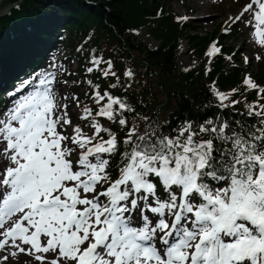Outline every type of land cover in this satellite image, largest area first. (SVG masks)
Here are the masks:
<instances>
[{
    "label": "snow or ice",
    "instance_id": "6c2138e0",
    "mask_svg": "<svg viewBox=\"0 0 264 264\" xmlns=\"http://www.w3.org/2000/svg\"><path fill=\"white\" fill-rule=\"evenodd\" d=\"M230 20L264 48V0ZM220 53L213 43L207 55ZM89 63V73L105 63L103 75H116L111 61ZM51 67L22 81L0 111V264L21 255L24 264H264V86L243 80L258 96L251 123L189 120L137 134L125 115L136 109L98 86L99 107L74 122L65 101L77 97L61 93L63 69Z\"/></svg>",
    "mask_w": 264,
    "mask_h": 264
},
{
    "label": "trees",
    "instance_id": "16d2710c",
    "mask_svg": "<svg viewBox=\"0 0 264 264\" xmlns=\"http://www.w3.org/2000/svg\"><path fill=\"white\" fill-rule=\"evenodd\" d=\"M8 1L18 5L0 16V65H9L23 74L41 69L43 56L44 63L75 57L78 72L61 74V78L68 81L81 113L85 106L99 107L92 99L93 88L98 86L102 93L108 91L125 98L136 109V113L125 115L137 134L151 132L157 126L167 133L189 120L194 124L205 119L220 120L235 127L236 122L259 119L247 114L258 99L240 79L244 70L226 65L224 55L211 61L202 56L217 31L209 38L192 33L191 26L166 9L163 0H4ZM38 27L43 30L40 39L28 38L27 32ZM140 28H146L159 43L157 49L148 48L132 35ZM35 40L38 43L34 47ZM182 40L201 62L188 71L179 70L176 64ZM224 51L233 53V49ZM92 56L111 61L116 75H103L105 63L88 73ZM128 70L134 73L131 79L125 76ZM213 82L222 88L234 87L226 94L230 98L225 101L228 107H221L212 94ZM80 87L84 90L77 94ZM231 100L239 103L233 106ZM3 103L0 98V108ZM259 103L264 104V100ZM112 128L116 131V125ZM125 134L124 129L117 133L118 137Z\"/></svg>",
    "mask_w": 264,
    "mask_h": 264
},
{
    "label": "rangeland",
    "instance_id": "374dc122",
    "mask_svg": "<svg viewBox=\"0 0 264 264\" xmlns=\"http://www.w3.org/2000/svg\"><path fill=\"white\" fill-rule=\"evenodd\" d=\"M208 5H205L198 9V13L193 12V0H163V4L166 9L174 12L177 14L181 19L183 17H187L185 23L190 25L192 28V33L209 38L212 31H215L217 28L223 29L225 31L226 28H231V31L234 30L235 33H229V38L226 41H222L227 50L230 51L231 49L235 50V54L232 60L235 62V65L240 66L245 65L246 72L243 73L241 77L242 80L246 77H251L252 79L259 78L258 84L264 86V60H257L256 57L258 55L264 54V48L260 47L256 42L253 35V32L249 26L246 24L236 22L235 24L231 23L230 18L234 17L239 13L241 10V5H244L248 2V0H207ZM11 3L4 2V0L0 3V15H3L4 10L9 6ZM230 4L232 7H227ZM199 22L204 23L203 27L196 28L195 25ZM219 25V27H218ZM197 26V25H196ZM43 31V30H41ZM238 32V33H237ZM191 33V34H192ZM135 36L141 43L146 45L150 49H157L158 42L154 40L148 33L146 28H140L133 32L132 34ZM220 38L219 36L216 39ZM212 40V39H211ZM220 47V45L218 44ZM221 48V47H220ZM208 49V46H207ZM208 53V50H207ZM241 55V59H240ZM247 58V62H246ZM231 61V59H227ZM242 62V64H241ZM198 61L194 59L190 53L189 45L185 40H182L179 50L177 53V66L181 70H190L197 66ZM56 66H60L63 71L57 73V80L61 81L59 78V74L62 73H75L77 71L76 68V61L75 57H70L69 59L63 60L61 63L57 64ZM46 71H56L53 69L46 68L39 73H44ZM261 73V74H260ZM260 74V75H259ZM61 81L56 87L60 89L61 93L69 94V89L67 84H63ZM222 93H227L232 90L231 86H227L222 88L221 86L214 85V88ZM212 89V90H213ZM30 91L29 89L26 90ZM79 90L77 93H80ZM17 95H20V93ZM15 99V97L13 98ZM12 99V100H13ZM10 102V101H9ZM69 104L68 111L72 115L73 121L76 122L78 117L77 113L78 107L73 101H65ZM28 257L21 255L19 257L20 264H24Z\"/></svg>",
    "mask_w": 264,
    "mask_h": 264
},
{
    "label": "bare ground",
    "instance_id": "6f19581e",
    "mask_svg": "<svg viewBox=\"0 0 264 264\" xmlns=\"http://www.w3.org/2000/svg\"><path fill=\"white\" fill-rule=\"evenodd\" d=\"M205 5H208V1L207 0H193V12L198 13L199 12L198 9L203 7V6H205ZM227 7H232V6L230 4H228ZM196 25H195L196 28L203 27L204 23L199 22Z\"/></svg>",
    "mask_w": 264,
    "mask_h": 264
},
{
    "label": "water",
    "instance_id": "95a60500",
    "mask_svg": "<svg viewBox=\"0 0 264 264\" xmlns=\"http://www.w3.org/2000/svg\"><path fill=\"white\" fill-rule=\"evenodd\" d=\"M3 0H0V3L2 2ZM10 7H12V5H9L5 10H4V12L8 9V8H10Z\"/></svg>",
    "mask_w": 264,
    "mask_h": 264
}]
</instances>
